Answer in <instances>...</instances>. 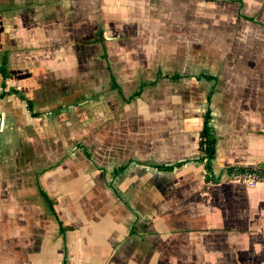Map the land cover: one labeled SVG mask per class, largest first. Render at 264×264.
Wrapping results in <instances>:
<instances>
[{
	"label": "crops",
	"instance_id": "crops-1",
	"mask_svg": "<svg viewBox=\"0 0 264 264\" xmlns=\"http://www.w3.org/2000/svg\"><path fill=\"white\" fill-rule=\"evenodd\" d=\"M207 107L215 176L264 165V0H0V264H264V185L201 189Z\"/></svg>",
	"mask_w": 264,
	"mask_h": 264
},
{
	"label": "trees",
	"instance_id": "trees-1",
	"mask_svg": "<svg viewBox=\"0 0 264 264\" xmlns=\"http://www.w3.org/2000/svg\"><path fill=\"white\" fill-rule=\"evenodd\" d=\"M246 19L253 21V18H250V17H246ZM99 40H101L100 35H99ZM1 71H3L2 68H1ZM205 77L211 78L208 76H205ZM172 78L173 79L178 78V75L175 74L174 76H172ZM138 94H139V92H135L134 95H138ZM210 96H211V94L208 93L207 103L210 102ZM210 113H211V110L209 107H207L206 111L203 114V124H202L200 131H199V140H198L199 156L195 160L203 166V169L205 171L204 183H203V186L201 188L203 191L207 188V186L209 184L219 183L224 177L229 176L231 174V172L234 170V167L227 168L218 176H215V174L213 173L212 160L215 156V144H216L217 138H216L213 127L210 125V119H211ZM186 162H187L186 160H183V161L175 162L172 164L155 165V167L159 170L172 171L178 167H181ZM235 167H238V169H240V170L244 169L243 166H235ZM124 168H125V165H122V166L117 167L115 171L118 172L120 170H123ZM41 195L46 200L47 204L51 208L52 214L57 219V222L59 225V232L63 233L65 231V227L63 226L62 222L57 218L56 213L52 209L53 202L43 192H41ZM62 264H68V261L65 257L63 258Z\"/></svg>",
	"mask_w": 264,
	"mask_h": 264
},
{
	"label": "built area",
	"instance_id": "built-area-1",
	"mask_svg": "<svg viewBox=\"0 0 264 264\" xmlns=\"http://www.w3.org/2000/svg\"><path fill=\"white\" fill-rule=\"evenodd\" d=\"M244 169L240 170L234 167L228 179L241 183L247 187H256L264 185V165L263 164H250L243 166Z\"/></svg>",
	"mask_w": 264,
	"mask_h": 264
},
{
	"label": "rangeland",
	"instance_id": "rangeland-1",
	"mask_svg": "<svg viewBox=\"0 0 264 264\" xmlns=\"http://www.w3.org/2000/svg\"><path fill=\"white\" fill-rule=\"evenodd\" d=\"M80 5V4H79ZM89 5H90V3H89ZM80 6H82V5H80ZM83 8H85V6H82ZM166 49H167V47L166 46H164V52H166ZM159 53H161V51L159 52ZM158 53V54H159ZM154 55H156V54H154ZM136 87H138V86H136ZM103 203H105V198L104 197H101V196H98L97 195V197L96 198H89V197H83V198H81V197H78V204H79V206H80V209H81V211L84 213V215H89V216H91V213H90V211L88 210V208H91L92 207V205L94 206V204H99V205H102ZM133 207V206H132ZM150 215L151 214H149V213H147V214H144V213H140L139 214V218H142V216H145L147 219H150ZM48 216L50 217V221L51 222H53V225L55 224V226H56V224H57V221H56V219H55V217H54V215L50 212V211H48ZM144 219V218H143ZM132 222L134 223V221H133V218L132 219H130L129 221H128V223H131L132 224ZM129 225L130 227L132 226V225ZM137 228V227H136ZM49 229L51 230L52 229V227L51 226H49ZM34 252V250H32V253ZM83 264V263H82ZM85 264H92V262H86Z\"/></svg>",
	"mask_w": 264,
	"mask_h": 264
}]
</instances>
